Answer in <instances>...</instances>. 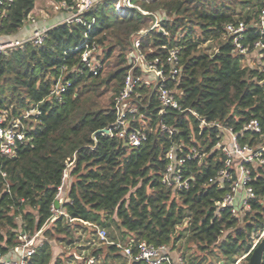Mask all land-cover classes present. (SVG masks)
Masks as SVG:
<instances>
[{"label":"trees","instance_id":"trees-1","mask_svg":"<svg viewBox=\"0 0 264 264\" xmlns=\"http://www.w3.org/2000/svg\"><path fill=\"white\" fill-rule=\"evenodd\" d=\"M55 1L77 9L78 0ZM118 1L99 0L80 15L84 22L58 23L42 42L27 40L0 52V114L17 118L32 109L40 111L25 120L28 140L19 143L17 155L7 157L0 151V250L17 244L20 232L32 235L50 224L29 264H66L61 256L54 259L50 240L73 245L82 239L79 228L85 233L90 229L98 238V227L108 234V242L100 240L107 244V255L124 264L128 260L118 244H166L178 253L183 239L185 246L197 247L202 260L214 254L220 264H235L264 229V164L250 165L256 197L238 216L228 207L217 211L216 202L230 186L209 179L224 165L225 156L216 149L224 128L237 132L242 143L264 144V71L243 65L245 55L237 51L227 30L243 22L240 43L250 52L257 42L264 43V0H132L147 14L138 8L121 13ZM35 2L13 0L0 9V39L24 27ZM154 14L162 30L139 34L154 22ZM135 38L141 39V50L150 60H164L170 48L181 47L180 73L170 81L181 110L159 115L157 94L149 84H141L133 97L144 121L132 123L147 126V138L132 148L116 130L95 139L93 134L116 121L115 98L134 66ZM84 41L103 48L102 54L96 53L102 64L97 75L83 61L84 48L77 49ZM208 43L216 47L210 50ZM134 73L143 76L140 68ZM60 79L70 83L61 99L52 95ZM203 119L208 125L202 126ZM254 119L262 132L244 131ZM161 123L172 127L173 134L162 130ZM181 143L206 156L201 162L188 161L186 176L193 179L187 190L177 191L165 185L162 176L167 151ZM70 163L65 215L50 222ZM92 249L93 258L104 252L100 243Z\"/></svg>","mask_w":264,"mask_h":264},{"label":"built area","instance_id":"built-area-1","mask_svg":"<svg viewBox=\"0 0 264 264\" xmlns=\"http://www.w3.org/2000/svg\"><path fill=\"white\" fill-rule=\"evenodd\" d=\"M13 0H0V9ZM97 0H78L77 9L74 11L72 17L68 18L67 22L77 21L84 22L80 16L85 11L92 9L96 5ZM134 5L131 0L128 4H125V9H131ZM121 12V11H120ZM144 12V11H143ZM1 13V10H0ZM122 13H126L125 10ZM148 13V12H144ZM157 18L156 26L159 27V18ZM95 22L92 20L91 25ZM260 27L264 32V8L260 13ZM41 30L37 32L33 37L28 40H34L36 43L42 42L47 30ZM229 34L234 36V42L236 44L237 51L241 54L247 55L250 53L247 48H244L240 39L243 32L246 30V26L241 22L238 26L230 25L227 28ZM139 34H145L144 31H139ZM27 40L23 41H2L0 39V52L7 48L20 45ZM79 48H84L83 61L87 64L90 71L94 75L99 73V69L102 64L96 53L98 49L90 47L87 41H84ZM262 49L261 67L264 71V43L259 41L256 43V49ZM181 47L175 46L169 49V53L164 60L160 57H156L153 60L147 58V55L141 50V39L135 38L134 51L132 52V59L134 66L128 73L121 92L115 98V111L117 114L116 121L109 129L112 134L113 130L117 131V134L121 138H125L128 145L132 148H137L147 138V131L143 128L134 127L132 122H143L144 116L139 114V108L133 95L136 93V89L141 84H149L152 86V93H156L158 101L160 103V109L158 114H167L168 109L181 110V105L176 96V90L170 86V81H175L180 73L178 63L180 61ZM170 67L168 70L167 68ZM135 68H140L143 72V76H137L134 73ZM70 85L68 81H62L61 79L55 84L52 95L61 99V94ZM193 114L194 111L190 110ZM34 114H40L37 109L26 111L22 116L17 118H11L8 112L0 114V151L4 156L15 157L17 155V148L19 143L27 142L29 125L25 120H30ZM149 120L146 122L149 125ZM208 123L203 119L202 126H206ZM218 125V124H216ZM31 127V126H30ZM161 129L173 134L174 130L167 124L161 123ZM244 131H253L255 133L262 132V127L257 119L251 120L244 126ZM188 146L186 144H173L167 151L166 158L168 164L163 172L162 182L170 188L177 191L187 190L190 187L192 176L187 177V163L189 160L197 159L201 162L206 156L197 148L188 147V151L185 149ZM216 149L220 150L224 156V165L219 169L215 177L209 179L210 182H216L221 187L226 186L228 183L230 190L226 193L221 201L216 202L217 211H222L224 208H230L232 214L240 215L245 210L251 208L250 200L256 197L255 190L251 185L253 176L250 165L251 164H264V144L251 145L248 143H242L239 140V134L232 128H224L221 135V140L217 143ZM73 163L68 165V168L64 172L63 182L58 188V194L56 199L60 201V208H56L55 204L52 206L54 216L50 222H54L59 215H65L62 205L65 203V190L67 188V181L70 176V167ZM46 227V226H45ZM45 227L36 231L34 234H28L26 232H20L18 235V242L14 246L10 247L6 252L0 250V264H29L32 256L37 252L38 248L44 242ZM98 238L107 241L108 234L105 228L98 227ZM264 238L263 231L254 239V244L251 251L240 257L241 260H246L247 256L251 254L255 246ZM108 242V241H107ZM123 250L125 258L129 261L143 262L145 264H186L185 258L171 250V247L164 244L155 246L148 244L145 241L136 242L130 240L125 245L118 244ZM238 259V260H239Z\"/></svg>","mask_w":264,"mask_h":264},{"label":"rangeland","instance_id":"rangeland-1","mask_svg":"<svg viewBox=\"0 0 264 264\" xmlns=\"http://www.w3.org/2000/svg\"><path fill=\"white\" fill-rule=\"evenodd\" d=\"M128 1L130 0H119L116 4V9L118 11H122L125 10L126 12L129 9H125L126 7L125 4H128ZM131 3L134 5L132 8H138L141 11H143L139 6H137L136 4H134L131 0ZM120 4L122 5V8H120ZM145 12V11H144ZM155 20L153 23L150 24V27L147 28H143L142 31L145 32V34L150 30V29H161V25L159 23V27L156 26L157 24V18L158 15L154 14ZM162 30V29H161ZM211 43H208L207 45L210 46ZM214 47H216L215 43L211 44V49L213 50ZM102 50L103 48H98L97 53L102 54ZM261 54H262V49L258 48L250 53H248L247 55H245L244 61H243V65L244 66H250V67H261ZM103 55H101L102 57ZM71 177L68 178L67 181V188L65 190V198H67V191L70 188V184H71ZM50 226V224L46 225L45 229ZM186 227V224L181 225L179 227V230H182ZM79 232L77 233V235H81L82 239L77 241L76 243H74L73 245H69L66 243H62L59 242L56 239H52L50 240V243L52 244V248H53V255H54V259H56L57 257H62L66 264H124L123 260H118V259H114L112 255H107V244L106 243H102L100 242L101 239L92 236V234L90 233V229L88 230V232H84L83 229L79 228L78 229ZM115 231H117V229H115ZM88 238H91L93 241L92 243H87L88 241H86ZM101 244L102 246H104V252L102 254H100L99 256L93 258L92 257V248L94 245L96 244ZM180 246H181V251L178 252L179 254L185 253L187 255V259H186V264H220L219 263V258L216 257V255H211L207 258V260H202V253L197 249V247L193 244L190 245H186L184 243V239L182 242H180ZM127 261V260H126ZM201 262V263H199ZM246 260H237L235 264H246ZM54 264V261L53 263ZM127 264H129V261H127Z\"/></svg>","mask_w":264,"mask_h":264},{"label":"crops","instance_id":"crops-1","mask_svg":"<svg viewBox=\"0 0 264 264\" xmlns=\"http://www.w3.org/2000/svg\"><path fill=\"white\" fill-rule=\"evenodd\" d=\"M99 0H97L98 2ZM74 10L65 3L55 0H36L24 27L15 35L2 37V41H23L33 37L37 32L50 28L72 17ZM262 64V61H261ZM70 177V176H69Z\"/></svg>","mask_w":264,"mask_h":264},{"label":"water","instance_id":"water-1","mask_svg":"<svg viewBox=\"0 0 264 264\" xmlns=\"http://www.w3.org/2000/svg\"><path fill=\"white\" fill-rule=\"evenodd\" d=\"M100 133L109 134L110 131L108 128L97 130L93 134V138L95 139L96 136ZM54 204H55L56 208H60L59 199H56ZM263 256H264V238L255 246V248L251 252L248 264H262Z\"/></svg>","mask_w":264,"mask_h":264},{"label":"bare ground","instance_id":"bare-ground-1","mask_svg":"<svg viewBox=\"0 0 264 264\" xmlns=\"http://www.w3.org/2000/svg\"><path fill=\"white\" fill-rule=\"evenodd\" d=\"M120 8H122V5L120 4Z\"/></svg>","mask_w":264,"mask_h":264}]
</instances>
